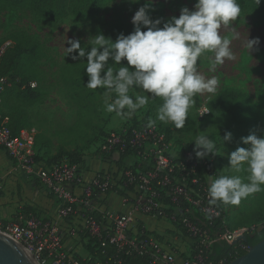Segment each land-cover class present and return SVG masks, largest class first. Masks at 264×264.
<instances>
[{"label":"rangeland","instance_id":"1","mask_svg":"<svg viewBox=\"0 0 264 264\" xmlns=\"http://www.w3.org/2000/svg\"><path fill=\"white\" fill-rule=\"evenodd\" d=\"M73 2L71 0V4ZM195 2L196 0H156L155 10L150 14L153 19L163 17L168 20L173 15L179 16L180 9L184 6L193 8ZM144 3L145 0H139V3H133L132 0H104L98 14L87 20L77 21L72 11L61 20H45L28 5H11L0 1V44L4 40H11L13 44H39V55L34 66L37 79L33 85L38 86L41 97L30 102L15 96L13 91L7 89L3 106L9 112L18 107L27 114L28 127L34 129L36 138L34 171L51 164L73 162L78 157L85 160L87 166H95L99 159L103 160L100 146L110 132L119 129L128 121L139 123L148 122L149 117L156 118L161 103L159 98H150L148 105L131 118L124 119L105 110L103 89L93 90L94 93L85 98L80 94L79 88L67 82V78L76 75L80 67L87 63L86 60L71 59L66 48L69 46L68 38L79 39L81 45L87 47V41L98 32L111 37L113 30L134 27L132 17ZM233 30L240 34V38L233 40L231 44L235 59H226L215 73L209 71V58L213 56L212 53H206L199 62V70L203 74L218 77L220 84L217 93H205L195 98L196 103L189 110L184 128L177 129L170 122L162 123L158 120L156 124L167 130L172 152L183 147L194 148L197 135H209L215 140L220 153L214 156L216 173L210 179L220 175H239L247 182L248 173L244 170L239 173L233 171L229 167L228 156L238 147H247L243 144L242 137L252 132L264 136V11H241L236 21L221 28V34L231 37ZM248 38H259V44L250 52L245 47ZM11 78L9 75L2 78L0 84H5ZM227 88L240 90L251 98V103L245 104L246 113L242 117L244 122L237 119L229 123L232 118L229 115H225L229 120L223 118L217 109L226 106L223 101H217V98ZM137 93L147 94L139 89L132 90L130 94ZM202 106L209 108L210 113L200 118L198 110ZM226 131H231L233 138L224 143L222 137ZM0 149L5 150L3 147ZM5 157L7 155L2 158ZM117 158L118 154L115 153L108 157L109 161H104L112 164ZM132 160L133 157L127 158V165ZM0 162V172L6 174L10 169L8 165H11H3L1 157ZM2 181L0 224L20 220L21 216H30L25 213L26 205L35 206L45 215L46 220L40 221L41 232H44V223H50L51 227L57 224L59 202L41 184L35 172L20 173L19 176L6 174ZM261 187L264 188V185ZM49 199L53 201L49 202ZM220 204L226 225L247 226L251 228L252 235L257 232L255 229L261 228L248 217L255 210H264V191L249 195L238 205ZM70 245L78 246L77 240H72ZM81 252L85 254L84 251Z\"/></svg>","mask_w":264,"mask_h":264},{"label":"built area","instance_id":"2","mask_svg":"<svg viewBox=\"0 0 264 264\" xmlns=\"http://www.w3.org/2000/svg\"><path fill=\"white\" fill-rule=\"evenodd\" d=\"M12 45L11 40L0 44V59ZM4 91L1 82L0 147L10 155L16 170L35 172L59 202L57 224L51 227L44 223V232L40 230L42 220L36 217L21 216L20 220L0 224V232L19 241L39 264H128L125 257L131 252L147 254L152 264H226L235 259L210 260L206 255L214 242L233 243L251 230L247 226L228 229L219 204L209 203V179L216 173L213 155L197 158L191 147L172 152L167 132L160 124L148 127L147 122L128 121L108 134L100 146L101 154L110 157L136 149L153 167L138 174L125 167L99 170L90 180L81 163L51 164L34 171L35 131L27 127L17 135L12 132L9 116L2 108ZM204 112L207 113L201 115ZM209 113L206 106L198 110L200 118ZM3 177L0 174V189ZM156 186L167 188V197L176 210L168 211L166 198ZM112 194L121 196L119 211L110 208ZM182 200L187 206L181 209ZM193 209L207 217L220 218L221 223L210 232L191 220ZM143 216L180 223L182 236L193 243L198 253L184 257L175 249L165 248L155 233L143 225ZM74 239L78 246L70 245ZM91 239L104 258L89 254L85 244ZM243 248L248 250L249 246Z\"/></svg>","mask_w":264,"mask_h":264},{"label":"clouds","instance_id":"3","mask_svg":"<svg viewBox=\"0 0 264 264\" xmlns=\"http://www.w3.org/2000/svg\"><path fill=\"white\" fill-rule=\"evenodd\" d=\"M155 3L156 0H145L139 7L132 17L131 33H120L113 40L98 32L87 41V47L79 39L68 38L67 53L73 61L86 60V87L104 90L103 103L108 113L131 118L148 105L150 98H159L156 118L149 117L147 126L152 127L158 120L182 129L195 98L217 93L220 84L217 76L209 77L199 70L204 55L213 54L209 58L212 73L226 59H235L231 44L240 34L233 30L228 37L221 34V28L240 17L241 5L238 0H196L193 8L184 6L179 16L164 20L152 18ZM258 44L259 38H248L245 47L250 52ZM134 89L147 94H130ZM222 138L224 143L230 142L233 133L226 131ZM241 139L247 147H238L229 154V167L237 173L246 171L247 182L239 175L210 179L208 197L212 205H238L249 195L264 191V136L252 132ZM194 141L197 158L220 154L209 135L199 134Z\"/></svg>","mask_w":264,"mask_h":264},{"label":"trees","instance_id":"4","mask_svg":"<svg viewBox=\"0 0 264 264\" xmlns=\"http://www.w3.org/2000/svg\"><path fill=\"white\" fill-rule=\"evenodd\" d=\"M0 1L11 5H28L40 17L45 20H61L66 17L70 11H72L77 21H84L98 14L104 2V0H74V2L71 4V0ZM238 2L241 5V11H264V0H260L259 4L256 3V0H238ZM133 30L134 27H121L117 30H113L110 35L111 38L115 40L120 33H124L125 35H127ZM38 55V43H16L7 49L3 57L0 59V79L5 78L6 76L8 77V75L12 76V78L10 80H7L5 84L3 83L5 87L4 94H6L8 89L13 91L15 93V96L28 100L30 102H33L41 97L40 89L38 88V86L33 85V83L37 79V73L34 69V66ZM85 68L86 65H82L80 67V71L76 75L72 76L71 78H67V82L71 86L79 88L80 94L87 98L92 95L94 91L86 87L87 76ZM217 101H223L224 104H226L225 107L217 108V106H215L223 115V118L228 119L226 118L227 115L232 118V120L228 119L229 123L230 121H235L237 119L241 122H244L242 120V117H244L246 113L245 104L246 102L251 103V98L248 94H245L244 92L234 88H227L219 94ZM5 111L10 119L9 127L15 135L19 134L23 128H27L29 126L27 114L24 110L15 107L13 108L12 112H9L8 110ZM165 131L167 132V130ZM129 157H133V160L130 165H127L126 160ZM102 159L106 161L108 160V156L102 155ZM73 163H81L83 168H88L87 162L79 157L77 159H74ZM115 163L119 168L125 167L126 169L132 170L135 174H138L140 171H145L146 169L154 166L153 163L146 161L141 155H139L136 149L121 152L118 155V158ZM156 187L161 191L163 197L166 198L165 201L169 205L168 211L171 212L176 210L175 204H173L167 197V188L164 186ZM218 204L221 208L222 214L224 215V211L221 207V204L219 202ZM180 206L182 209L187 206V203L182 200ZM25 213L27 214V216L30 215L28 217H36L37 219L42 220L43 222L46 220L43 212L39 211L38 208H36L35 206L26 205ZM263 217L264 210L258 209L253 211L248 217V219L252 222H257L258 224L256 226H261V228L255 229V231L257 232L254 235L251 234V230L247 232V240H240L233 243H228L225 241L214 242L211 247H217L218 255L214 257L211 255V253H209V250H207V258L210 260L222 257L236 258L244 254L247 250L243 248V245H254L264 238ZM190 218L193 222L204 226L210 232H213L214 227L218 226L221 223L220 218L214 219L207 217L206 215L202 214V212H200V210L198 209H193L192 213L190 214ZM47 220H50V218H47ZM177 225L182 228V225L180 223H177ZM239 226H231L227 224V227L230 229H234ZM93 242L94 241L91 239L85 244V247L88 250L89 254L93 258H104V254L101 251L97 250L95 246H93ZM125 259L128 264H152L147 254L140 255L137 252H131L125 257Z\"/></svg>","mask_w":264,"mask_h":264},{"label":"crops","instance_id":"5","mask_svg":"<svg viewBox=\"0 0 264 264\" xmlns=\"http://www.w3.org/2000/svg\"><path fill=\"white\" fill-rule=\"evenodd\" d=\"M6 155H7V157L2 158L3 156H6ZM8 156L9 155H8L6 150L0 149V157H1V160L4 162L3 165H8L9 163L11 165V166L8 165V168H10V169L6 172V174L19 176L20 173H26L25 171L16 170L14 168V165H13L14 163H13L12 158L10 156L9 157ZM0 167H2V166H0ZM115 167H118L116 163L110 164V163L105 162L104 160L99 159V162L95 166H88V168L85 169V175H86L87 180H90L95 171L104 170V169H114ZM0 173H1V175L6 176V174L4 172H0ZM50 201L52 202L53 199H49V202ZM109 203H110V208L113 211H119L121 209V205H120L121 196L118 194H112L110 196ZM178 212L180 214L182 213L181 210H178ZM141 222L143 223V225H145L147 227L148 230L155 233V235L158 237L160 243L165 248L175 249L178 254H180L184 257L190 256V255H195L196 253H198V250L193 245V243L190 241L188 243L184 239V237L182 236L181 228L177 224H174V223H172L166 219L152 220L147 216H143L141 218ZM226 227H227V225H226ZM228 229H230V228H228ZM184 241H186V242H184ZM244 246H246V245H243V247ZM209 253H211V255L214 257L217 256L218 255L217 247L216 246L210 247ZM217 259H219V258H215L213 260H217Z\"/></svg>","mask_w":264,"mask_h":264},{"label":"water","instance_id":"6","mask_svg":"<svg viewBox=\"0 0 264 264\" xmlns=\"http://www.w3.org/2000/svg\"><path fill=\"white\" fill-rule=\"evenodd\" d=\"M247 240L246 234L240 236L235 242ZM0 264H33L21 253L13 240L0 232ZM226 264H264V238L248 250Z\"/></svg>","mask_w":264,"mask_h":264},{"label":"bare ground","instance_id":"7","mask_svg":"<svg viewBox=\"0 0 264 264\" xmlns=\"http://www.w3.org/2000/svg\"><path fill=\"white\" fill-rule=\"evenodd\" d=\"M12 240H13V242L16 244V246L18 247V249L21 251V253L23 254V255H25L33 264H39L35 259H34V257L32 256V254H31V252L28 250V249H26L24 246H22L21 244H20V242L19 241H17L16 239H14V238H12V237H10Z\"/></svg>","mask_w":264,"mask_h":264}]
</instances>
